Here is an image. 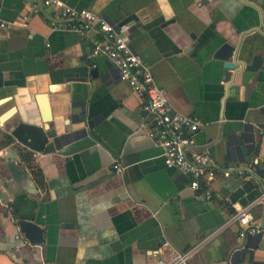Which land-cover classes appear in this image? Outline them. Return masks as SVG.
<instances>
[{
	"label": "crops",
	"instance_id": "crops-1",
	"mask_svg": "<svg viewBox=\"0 0 264 264\" xmlns=\"http://www.w3.org/2000/svg\"><path fill=\"white\" fill-rule=\"evenodd\" d=\"M63 1L115 25L173 107L198 117L214 198L200 201L189 178L166 167L144 101L109 59L90 57V39L55 29L63 22L41 0H0V264H160L193 247L190 264H264V69L244 83L215 57L229 43L264 67V8L257 0ZM245 126L246 154L233 142ZM50 129L69 136L54 151ZM9 148L28 175L22 182L6 167ZM246 208L263 232L241 239ZM17 219L38 224L43 240H28Z\"/></svg>",
	"mask_w": 264,
	"mask_h": 264
},
{
	"label": "built area",
	"instance_id": "built-area-1",
	"mask_svg": "<svg viewBox=\"0 0 264 264\" xmlns=\"http://www.w3.org/2000/svg\"><path fill=\"white\" fill-rule=\"evenodd\" d=\"M41 3L55 9L57 19L63 22L54 23L55 29L74 30L81 38L90 39L93 45L90 57L95 61L104 56L119 70L121 79L144 101L143 110L151 122L148 136L161 148L166 167L176 168L188 177L189 187L196 192L200 201H212L214 191L211 183L215 169L210 153L198 147L196 142L195 137L201 127L198 117L180 113L173 107L167 89L155 83L150 66L132 49L127 37L104 17L87 8L70 6L63 0H41ZM92 33L97 36L91 37ZM92 67H96L95 62ZM114 169L117 173L124 171L119 163L114 165ZM225 174L229 175V172ZM240 174L245 175L246 171ZM239 221L241 239L262 234L263 228L254 220L249 208L240 213ZM197 248L175 253L169 260L160 261V264H190Z\"/></svg>",
	"mask_w": 264,
	"mask_h": 264
},
{
	"label": "water",
	"instance_id": "water-1",
	"mask_svg": "<svg viewBox=\"0 0 264 264\" xmlns=\"http://www.w3.org/2000/svg\"><path fill=\"white\" fill-rule=\"evenodd\" d=\"M256 3L264 8V0H257ZM131 19L127 18L120 23V26H123L127 23H130ZM215 57L222 60L224 67V74L226 75L230 70L235 72V75L238 73H242L244 83H247L250 79L256 78L259 75V71L264 69L262 58L258 55H255L251 61L249 59L242 57L238 53H236V47L225 43L222 45L215 54ZM93 75L98 74V70L95 68L92 71ZM48 119V118H47ZM2 120V118H1ZM89 125H93L91 122ZM249 129L247 126L243 128L239 135H233V142L239 146V148L246 154V149L244 144L249 141ZM48 136L52 139L50 145H48V149L54 151V147H60L61 144H58L60 141H66L69 136H63L58 134L57 130L50 129L48 130ZM251 137V141H252ZM63 142V143H64ZM6 161V167L9 170L12 177L18 181L22 182V180L27 179L28 175L26 171L18 165L19 154L12 148L8 149V153L4 155ZM254 176L257 178H263V173L251 171ZM258 174V175H257ZM261 180V179H260ZM16 225L19 231L30 241L33 242H41L43 240L42 228L33 221H28L25 219H17ZM247 264H253L252 261H248Z\"/></svg>",
	"mask_w": 264,
	"mask_h": 264
},
{
	"label": "trees",
	"instance_id": "trees-1",
	"mask_svg": "<svg viewBox=\"0 0 264 264\" xmlns=\"http://www.w3.org/2000/svg\"><path fill=\"white\" fill-rule=\"evenodd\" d=\"M22 159H23V161H25V162H29V160H30V159H29V156L27 155V153H23V154H22ZM31 168L33 169L32 172H33L34 178L39 182V181H40V179H39L40 172L35 170L33 164H32V167H31Z\"/></svg>",
	"mask_w": 264,
	"mask_h": 264
}]
</instances>
